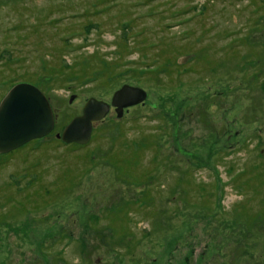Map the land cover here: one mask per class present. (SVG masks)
<instances>
[{
	"label": "rangeland",
	"instance_id": "rangeland-1",
	"mask_svg": "<svg viewBox=\"0 0 264 264\" xmlns=\"http://www.w3.org/2000/svg\"><path fill=\"white\" fill-rule=\"evenodd\" d=\"M52 132L0 154V264H264V0H0V100ZM123 84L81 146L55 137Z\"/></svg>",
	"mask_w": 264,
	"mask_h": 264
},
{
	"label": "water",
	"instance_id": "water-1",
	"mask_svg": "<svg viewBox=\"0 0 264 264\" xmlns=\"http://www.w3.org/2000/svg\"><path fill=\"white\" fill-rule=\"evenodd\" d=\"M146 92L139 86L123 84L110 102L87 99L81 113L74 116L55 137L63 143L86 144L91 139L93 123L101 121L110 107L118 117L124 108L143 103ZM55 115L44 92L35 84H14L0 100V154L8 153L27 142L45 137L54 128Z\"/></svg>",
	"mask_w": 264,
	"mask_h": 264
},
{
	"label": "trees",
	"instance_id": "trees-1",
	"mask_svg": "<svg viewBox=\"0 0 264 264\" xmlns=\"http://www.w3.org/2000/svg\"><path fill=\"white\" fill-rule=\"evenodd\" d=\"M20 82H22V81H20ZM17 83V82H16ZM13 84H15V83H13ZM75 144V143H74ZM25 145V144H24ZM76 145H78V146H81V145H79V144H76ZM23 146V145H22ZM21 147V146H20ZM17 149V148H16ZM13 151V150H12ZM6 154V153H5Z\"/></svg>",
	"mask_w": 264,
	"mask_h": 264
},
{
	"label": "flooded vegetation",
	"instance_id": "flooded-vegetation-1",
	"mask_svg": "<svg viewBox=\"0 0 264 264\" xmlns=\"http://www.w3.org/2000/svg\"><path fill=\"white\" fill-rule=\"evenodd\" d=\"M263 86H264V83H263ZM111 108H113V109H114V107H110V109H111Z\"/></svg>",
	"mask_w": 264,
	"mask_h": 264
}]
</instances>
